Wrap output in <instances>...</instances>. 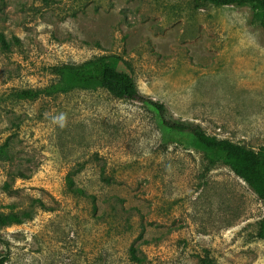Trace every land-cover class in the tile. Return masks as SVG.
Returning a JSON list of instances; mask_svg holds the SVG:
<instances>
[{
	"label": "rangeland",
	"instance_id": "rangeland-1",
	"mask_svg": "<svg viewBox=\"0 0 264 264\" xmlns=\"http://www.w3.org/2000/svg\"><path fill=\"white\" fill-rule=\"evenodd\" d=\"M0 36V213L22 217L0 226L4 264H264V201L153 106L102 87L17 95L58 65L113 59L166 117L257 150L264 29L250 7L0 0Z\"/></svg>",
	"mask_w": 264,
	"mask_h": 264
},
{
	"label": "trees",
	"instance_id": "trees-1",
	"mask_svg": "<svg viewBox=\"0 0 264 264\" xmlns=\"http://www.w3.org/2000/svg\"><path fill=\"white\" fill-rule=\"evenodd\" d=\"M203 3L215 5L248 6L253 15L264 29V0H200ZM1 46L8 49L9 45L0 36ZM57 79L42 89L25 88L18 91L20 98L34 99L41 94L52 95L55 93H66L73 89H94L105 88L116 97L129 100L142 101L150 104L157 111L162 124L174 131L192 135L197 144L203 148L217 153L230 170L243 180L257 195L264 201V146L257 150L246 148L233 143L228 139H218L205 132V130L192 120L168 118L165 116L163 103L152 100L142 95L133 79L127 72L117 68V63L113 59H102L95 62L86 63L80 66L58 65L53 68ZM7 143H0V160L7 156ZM69 187L73 185L70 177L67 178ZM80 194L84 191L80 188H72ZM26 215V214H25ZM22 217L17 213H0V226L10 223L21 222ZM257 235L264 240V214L258 221ZM132 257L135 261L140 259L132 249ZM6 261L5 256L0 257V264ZM202 264H217L213 259H203Z\"/></svg>",
	"mask_w": 264,
	"mask_h": 264
}]
</instances>
